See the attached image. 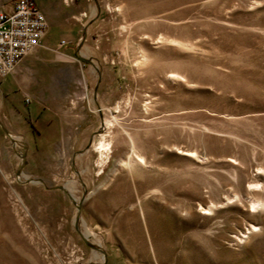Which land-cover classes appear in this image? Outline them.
<instances>
[{"label": "rangeland", "instance_id": "1", "mask_svg": "<svg viewBox=\"0 0 264 264\" xmlns=\"http://www.w3.org/2000/svg\"><path fill=\"white\" fill-rule=\"evenodd\" d=\"M64 4L0 77V264H264V0Z\"/></svg>", "mask_w": 264, "mask_h": 264}, {"label": "built area", "instance_id": "2", "mask_svg": "<svg viewBox=\"0 0 264 264\" xmlns=\"http://www.w3.org/2000/svg\"><path fill=\"white\" fill-rule=\"evenodd\" d=\"M48 23L35 0L0 6V77L41 45Z\"/></svg>", "mask_w": 264, "mask_h": 264}, {"label": "crops", "instance_id": "3", "mask_svg": "<svg viewBox=\"0 0 264 264\" xmlns=\"http://www.w3.org/2000/svg\"><path fill=\"white\" fill-rule=\"evenodd\" d=\"M16 1L17 0H0V6H3L4 8H11ZM35 1L47 20L48 29L46 35L41 41V45L20 61L23 64L36 61L40 56L46 55V48L47 46H50L49 44L57 46L65 38L71 39L77 34V22L73 19L76 21L79 19L77 15L78 11L65 6L64 3L68 0ZM92 8L91 4H88L87 11L89 14H91ZM85 15H87V13ZM72 21H74V23ZM72 24H74V27ZM53 39L54 41H52Z\"/></svg>", "mask_w": 264, "mask_h": 264}]
</instances>
